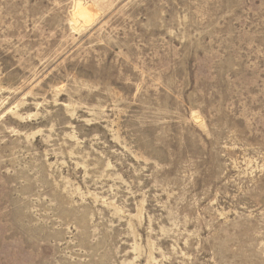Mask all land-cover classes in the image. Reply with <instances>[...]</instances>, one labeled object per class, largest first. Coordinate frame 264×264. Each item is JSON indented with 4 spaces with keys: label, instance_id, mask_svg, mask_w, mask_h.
Returning a JSON list of instances; mask_svg holds the SVG:
<instances>
[{
    "label": "rangeland",
    "instance_id": "obj_1",
    "mask_svg": "<svg viewBox=\"0 0 264 264\" xmlns=\"http://www.w3.org/2000/svg\"><path fill=\"white\" fill-rule=\"evenodd\" d=\"M0 264H264V0H0Z\"/></svg>",
    "mask_w": 264,
    "mask_h": 264
}]
</instances>
